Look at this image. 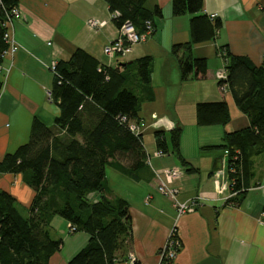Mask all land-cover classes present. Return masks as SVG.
Segmentation results:
<instances>
[{
  "label": "crops",
  "instance_id": "1",
  "mask_svg": "<svg viewBox=\"0 0 264 264\" xmlns=\"http://www.w3.org/2000/svg\"><path fill=\"white\" fill-rule=\"evenodd\" d=\"M145 4L148 8L156 4L161 10V15L152 16V30L133 43L128 53L109 57L103 46L117 36L118 28L108 16L105 0H17L21 17L13 20L12 27L19 48L3 56L0 63V159L28 140L34 116L56 130L54 118L59 107L50 98L54 74L49 63L66 59L74 48L83 47L102 63L118 65V71L126 74L125 86L139 98L137 114L143 122L142 141L148 153L133 172L105 165L106 195L127 201L131 222L130 240L116 252L113 264H264V153L251 156L252 173L241 178L245 193L234 205L225 203L230 190L226 149L206 147L220 143L225 131L249 124V117L237 107L227 85L218 84L226 75L218 47L246 55L255 64L262 62L264 0H202L203 12L219 17L221 25L214 37L192 44L193 55L206 57L205 74L183 80L171 46L189 39L190 15L173 14L171 0H146ZM89 17L106 22L91 27ZM145 54L152 57L146 83L129 64ZM216 99L227 101L229 120L201 128L195 123V102ZM86 101L80 106L81 114L93 123L99 112ZM185 108L190 111L188 120ZM176 124L181 125L180 151L195 169L187 170L173 152L150 154L151 148L156 149L153 131ZM205 154L208 160L204 161ZM119 161L128 165L124 159ZM170 166L180 170L166 182L175 188V199L200 198L190 210L177 213L174 198L157 190L165 181L161 169ZM26 179V173L0 170V188L25 210L35 193ZM89 196L95 198L96 194ZM57 217L50 220V233L62 242L48 264H65L89 237L83 230L69 231L68 221ZM172 228L180 244L174 258L166 261L158 251Z\"/></svg>",
  "mask_w": 264,
  "mask_h": 264
},
{
  "label": "trees",
  "instance_id": "2",
  "mask_svg": "<svg viewBox=\"0 0 264 264\" xmlns=\"http://www.w3.org/2000/svg\"><path fill=\"white\" fill-rule=\"evenodd\" d=\"M108 10H118L112 20L118 27L129 19L140 33L152 30L153 15H161L158 5L148 8L146 0H105ZM17 0H0V63L6 46L3 39L5 11ZM173 14L188 13L190 37L174 43L179 77L203 76L207 62L204 56L192 54V44L214 37L220 27L219 17L202 10V0H171ZM224 50L225 83L237 107L249 117V124L225 131L219 146L226 149L227 172L233 194L225 203L237 205L245 193V181L252 172L251 156L264 153V59L255 64L248 56ZM151 56L132 60L141 82L148 81ZM50 98L59 107L56 130L37 116L31 122L28 140L14 151L4 153L0 170L23 172L35 193L26 207L0 188V264H48L50 255L59 249L61 238L51 236L53 215L66 219L75 231L89 234L87 243L65 264H113L116 252L127 245L131 235L128 203L122 197L106 195L105 165L130 171L147 159L142 132L136 134L128 120L138 119L139 98L125 86V73L118 65L102 63L83 47H76L66 59L56 60ZM107 76V78H106ZM1 84V82H0ZM86 99L98 110L92 123L82 117L80 106ZM198 125L225 124L229 109L225 99L198 100L194 106ZM62 130V131H61ZM181 125L153 131L156 149L173 152L187 170L195 169L179 147ZM118 160H117V159ZM128 162L125 167L119 160ZM95 193L96 197L89 196Z\"/></svg>",
  "mask_w": 264,
  "mask_h": 264
},
{
  "label": "built area",
  "instance_id": "3",
  "mask_svg": "<svg viewBox=\"0 0 264 264\" xmlns=\"http://www.w3.org/2000/svg\"><path fill=\"white\" fill-rule=\"evenodd\" d=\"M118 15H119L118 10L109 11L110 19L116 18ZM20 17H21V13L19 9L17 8V6H12L11 9H8L5 11V17L3 19V28H4L3 39L5 41L6 46L2 50L1 56L11 55L19 48V44L15 40L14 35H13L12 23L14 19H18ZM105 22H106V19H101V18H96V17H89L87 19L88 25L91 27H95V28L102 26ZM117 28H118L117 36L111 39L110 41H108L103 46V52L109 57L115 56V55L126 54L131 49V45L133 43L143 39L146 36L145 33L138 32L134 24L129 19H124ZM219 53L223 55L225 51L221 50L219 51ZM56 62H57L56 60H51L49 63V68L53 74L56 72V69H55ZM142 124L143 122L140 120L139 121L128 120L127 122L128 128L136 134L142 132L141 131ZM153 154L159 156V155L164 154V152L161 149H155L153 151ZM179 172H180L179 168L174 167V166L162 168L161 173L163 174L165 181H161L157 186L158 191L174 198V204H175L177 213L190 210L191 208L194 207L196 202L200 199L197 196L190 198L188 200H185V201H180V200L175 199V192H176L175 188L167 185L166 182L171 181L174 177L178 175ZM230 185H231V182L229 183V189H231ZM233 193L234 191L229 190L228 196H230ZM68 228L70 230V229H73L74 226H71L70 224H68ZM179 244H180L179 238L177 237L174 229L173 228L170 229L166 240L161 245L158 251L161 259L166 260V261L172 260L177 252Z\"/></svg>",
  "mask_w": 264,
  "mask_h": 264
},
{
  "label": "rangeland",
  "instance_id": "4",
  "mask_svg": "<svg viewBox=\"0 0 264 264\" xmlns=\"http://www.w3.org/2000/svg\"><path fill=\"white\" fill-rule=\"evenodd\" d=\"M109 16V15H108ZM128 53V52H127ZM186 109V118L190 115V111L188 110V108H185ZM187 120H188V118H187ZM187 124V128H188V125H189V123L187 122L186 123ZM204 126H207V125H201V128H204ZM145 142H146V139H145ZM147 145V144H146ZM150 149V148H149ZM153 148H151V152H150V154L153 152V150H152ZM206 152H210V151H206ZM195 161H198L197 159H194ZM203 160L205 161V160H208L207 159V155L205 154V156H204V158H203ZM58 217L57 218H61L59 215H57ZM69 231H75V227L73 228V229H70Z\"/></svg>",
  "mask_w": 264,
  "mask_h": 264
}]
</instances>
